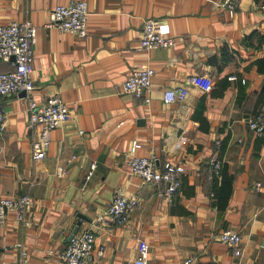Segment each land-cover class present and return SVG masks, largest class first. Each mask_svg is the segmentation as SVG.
<instances>
[{"label": "crops", "instance_id": "obj_1", "mask_svg": "<svg viewBox=\"0 0 264 264\" xmlns=\"http://www.w3.org/2000/svg\"><path fill=\"white\" fill-rule=\"evenodd\" d=\"M72 1L88 3L86 38L45 27L56 6ZM225 1L0 0V25L30 21L37 28V88L30 98L42 105L59 96L72 115L51 131L47 156L37 161L32 146L39 129L28 127L27 94L0 97L6 118L0 198L33 199L29 228L13 220L0 228V264L19 260L18 242L27 247L29 264H62L58 255L80 220V230L95 234L96 264H134L139 241L150 246L148 264L188 257L203 264H264V134L247 123L264 110V73L257 66L264 58V0H240L234 16L221 6ZM147 19L163 25L177 46L142 49ZM140 65L156 72L150 105L122 93ZM11 69L0 61V73ZM193 76L210 77L213 88L190 85ZM181 87L186 100L164 101L165 91ZM218 143L222 173L213 187L207 173ZM152 155L162 169L179 172L182 187L171 203L128 164L129 157ZM120 191L137 198V208L125 225L103 222ZM226 230L242 236L241 256L219 241Z\"/></svg>", "mask_w": 264, "mask_h": 264}, {"label": "built area", "instance_id": "obj_2", "mask_svg": "<svg viewBox=\"0 0 264 264\" xmlns=\"http://www.w3.org/2000/svg\"><path fill=\"white\" fill-rule=\"evenodd\" d=\"M240 0H226L221 6L229 11L231 16L236 14ZM264 14V1L260 6ZM89 6L87 1H72L68 5H58L49 14L45 25L47 29L60 33H71L86 38L89 35L88 18ZM37 28L30 21L13 22L9 25H0V61L9 63L12 69L0 73V97L17 95L21 92L29 98V123L30 130L39 129V135L33 142V159L44 160L50 147V133L62 124L71 121L72 115L70 106L62 101L59 96H53L45 104L39 105L30 94L36 90L34 80L35 44ZM140 46L146 51L156 49H173L177 46L174 36L165 32L163 25L156 19H147L142 28ZM155 70L149 65L135 67L123 85L122 93L131 95L135 99L143 100L150 105L151 98L148 93L151 91ZM234 79V78H232ZM189 84L200 87L203 91L209 92L213 88V80L206 76H193ZM188 97L186 87L168 89L164 92L166 103L184 101ZM250 129L258 136L264 134V110L258 115L247 120ZM6 118L0 114V134L5 130ZM80 134H84L83 131ZM141 145H136L140 147ZM221 144L218 143L217 151L211 157L208 167V181L214 187V182L220 176L222 162L219 157ZM132 174L140 177L146 183L157 187L160 199L171 203L181 190L182 181L177 169L168 166L164 169L159 167L157 158L152 155L149 158L132 156L128 159ZM95 166H93V169ZM65 168L58 171L63 177ZM92 173L89 174L88 179ZM137 198L128 197L124 191H120L108 205L106 211L100 216L103 222L115 225H125L129 222L132 212L137 208ZM33 205V199L29 194L17 195L14 197L0 198V228H7L11 221L29 228V212ZM219 241L233 250L235 256L242 255V236L230 230L222 231L218 236ZM95 234L92 229L78 230L74 234L66 248L58 255L62 264H96L95 259ZM15 247L20 250V258L14 264H29L30 255L27 247L18 242ZM52 255V253L50 252ZM150 246L145 241H139L137 258L134 264H148ZM104 255V249H100L98 256ZM180 264H203L193 257L184 259Z\"/></svg>", "mask_w": 264, "mask_h": 264}, {"label": "trees", "instance_id": "obj_3", "mask_svg": "<svg viewBox=\"0 0 264 264\" xmlns=\"http://www.w3.org/2000/svg\"><path fill=\"white\" fill-rule=\"evenodd\" d=\"M253 35H256V33H254ZM259 36H260L259 37L260 41L261 42L262 41L264 42V36H262V35H259ZM257 66H258L259 71L262 72V73H264V58L262 60H260V61L257 62ZM221 173H222V170H221Z\"/></svg>", "mask_w": 264, "mask_h": 264}, {"label": "water", "instance_id": "obj_4", "mask_svg": "<svg viewBox=\"0 0 264 264\" xmlns=\"http://www.w3.org/2000/svg\"><path fill=\"white\" fill-rule=\"evenodd\" d=\"M22 94H26V93L24 92V93H22ZM81 218L84 219L83 217H81ZM81 225H82V220H80V221L77 223V225H76V227H75L73 233L70 235V237H69V239H68V243L71 241V239L73 238L74 234H76V233L78 232V230L80 229Z\"/></svg>", "mask_w": 264, "mask_h": 264}]
</instances>
